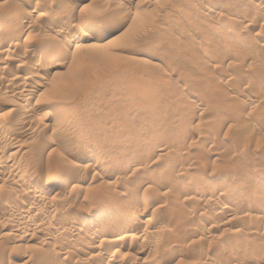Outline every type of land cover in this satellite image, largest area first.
Listing matches in <instances>:
<instances>
[{
	"label": "rangeland",
	"instance_id": "rangeland-1",
	"mask_svg": "<svg viewBox=\"0 0 264 264\" xmlns=\"http://www.w3.org/2000/svg\"><path fill=\"white\" fill-rule=\"evenodd\" d=\"M0 264H264V0H0Z\"/></svg>",
	"mask_w": 264,
	"mask_h": 264
},
{
	"label": "bare ground",
	"instance_id": "bare-ground-1",
	"mask_svg": "<svg viewBox=\"0 0 264 264\" xmlns=\"http://www.w3.org/2000/svg\"><path fill=\"white\" fill-rule=\"evenodd\" d=\"M79 5V4H78ZM74 6V5H73ZM74 8V7H73ZM72 9V8H71ZM66 10H68V9H66ZM72 11V10H71ZM86 26H88V24H86ZM106 26V25H105ZM105 28V30H106V33L107 32H114V31H116V30H118V29H120V28H122V24H121V22L120 21H118V20H116V21H114V22H111V24H108L106 27H104ZM108 34V33H107ZM106 34V35H107ZM82 36V35H81ZM94 36V35H93ZM105 36V35H104ZM83 38H84V41H85V39H93V37L91 36V34L89 33V34H84L83 35ZM102 38L103 37H101V36H97L94 40H96V41H101L102 40ZM83 41V40H82ZM90 41V40H89ZM5 51V50H4ZM26 54V53H25ZM28 54V53H27ZM224 58H225V56H224ZM10 61V60H9ZM36 86V89L38 90L39 88H41V85L40 84H36L35 85ZM26 109V108H25ZM30 121V120H29ZM24 122V121H23ZM221 123V122H220ZM221 125V124H220ZM58 127V126H57ZM22 128H23V132L24 133H28L29 131V128H30V125H27V122H25V124H23V126H22ZM28 131V132H27ZM31 131V130H30ZM16 141V140H15ZM77 153V152H76ZM80 153V155H82V156H85L86 158H88V160L89 159H92L93 158V153L91 152V151H80L79 152ZM16 153H14V155H15ZM77 155H78V153H77ZM151 156V155H150ZM153 156V155H152ZM75 157V156H74ZM148 158H150V157H148ZM142 159V158H141ZM147 160V159H146ZM95 166V165H94ZM93 168V167H92ZM125 168V167H124ZM122 169V168H121ZM131 169V168H130ZM124 172L126 171V169H124L123 170ZM127 171H128V169H127ZM53 175H54V173L51 175V173H49L48 175H46V176H44V177H42V178H39V180H37V185H43V186H48V184L52 181V180H54L53 179ZM56 175V174H55ZM42 176V175H41ZM57 176V175H56ZM54 178H55V176H54ZM164 186V185H163ZM218 188H219V185L217 186ZM222 187V186H221ZM215 188H216V186H215ZM260 188V187H259ZM259 188L257 187V186H255V191H258L259 190ZM54 189V188H53ZM53 189H50L49 187L48 188H39V186H36V187H30V189L28 190V193H31V194H33L35 197H36V199L38 200L39 199V201H41V200H45L50 194H52V192L54 191ZM261 189V188H260ZM212 190V189H211ZM217 190V189H216ZM209 191V190H208ZM254 191V190H253ZM262 192V191H261ZM25 193H27V192H25ZM211 193V192H210ZM49 198V197H48ZM145 205V204H144ZM242 205V204H241ZM239 207V206H238ZM239 209V208H238ZM242 209V208H241ZM147 210H149L148 209V205H146V206H144L142 209H141V212H140V215L142 216V215H144V214H146V211ZM41 215V214H40ZM11 217H14L17 221H16V224L12 227L13 228V230H15L16 231V233H18L19 234V232L21 231V230H23L24 229V227L26 226V225H28V223L29 222H35V217H37L35 214H33L30 210H26V211H21V210H19V209H16V208H14L13 210H11ZM140 219V218H139ZM76 220H79V218L78 219H76ZM150 220V219H149ZM75 222V221H74ZM125 222V221H124ZM129 222V221H128ZM86 223H88L87 222V220H86ZM86 223H84V221H82V220H80V221H76V224L77 225H82V226H84L85 227V229L87 228V229H89V228H91L92 226L90 225V224H92L91 222H89L90 224L88 225V224H86ZM123 223V222H122ZM149 223V222H148ZM42 224H43V222H42ZM36 225H38V224H35V226ZM120 225V224H119ZM118 225V226H119ZM122 225V224H121ZM125 225V224H124ZM134 225V224H133ZM44 226L45 225H39V226H36L37 228H41L42 230H45V228H44ZM109 226V225H108ZM136 227V226H135ZM93 228V227H92ZM104 228H108V227H104ZM110 228V227H109ZM119 229V227H117V226H115V227H113V228H110V229H108V230H106L105 231V229H104V232H102L103 233V237H109V233L111 234V235H113V237L115 236V235H117V233H118V230ZM50 230V229H49ZM76 230V229H75ZM121 232V231H120ZM99 233H101V232H99ZM112 237V236H111ZM116 237V236H115ZM128 237V236H127ZM126 237V238H127ZM147 238V237H146ZM116 240V239H115ZM120 240V239H119ZM110 241V240H109ZM108 241V242H109ZM114 241V240H113ZM122 241V240H121ZM115 242V241H114ZM123 242V241H122ZM115 243H118V242H115ZM101 244V243H100ZM99 244V245H100ZM122 244V243H121ZM100 247H101V245H100ZM104 248V247H103ZM95 249V248H94ZM93 249V250H94ZM107 252H108V250H107ZM84 254V253H83ZM86 254V253H85ZM88 254V253H87ZM86 254V255H87ZM99 254V253H98ZM98 254H96L97 256H98ZM89 255V254H88ZM95 255V256H96ZM93 256V255H92ZM89 257H91V256H89ZM165 257V256H164ZM166 258V257H165ZM92 259V258H91ZM234 261V260H233Z\"/></svg>",
	"mask_w": 264,
	"mask_h": 264
}]
</instances>
